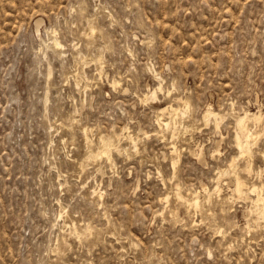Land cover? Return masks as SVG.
Listing matches in <instances>:
<instances>
[{
    "label": "rangeland",
    "instance_id": "obj_1",
    "mask_svg": "<svg viewBox=\"0 0 264 264\" xmlns=\"http://www.w3.org/2000/svg\"><path fill=\"white\" fill-rule=\"evenodd\" d=\"M258 106L264 0H0V264H264V219L220 172ZM252 153L235 170L261 184L264 135Z\"/></svg>",
    "mask_w": 264,
    "mask_h": 264
},
{
    "label": "bare ground",
    "instance_id": "obj_2",
    "mask_svg": "<svg viewBox=\"0 0 264 264\" xmlns=\"http://www.w3.org/2000/svg\"><path fill=\"white\" fill-rule=\"evenodd\" d=\"M39 18H42V17H39ZM36 23H40V20L37 19L35 21ZM37 26V25H36ZM39 27V26H38ZM92 30V29H91ZM51 45L54 47V49L56 50H60V48H62V43L61 41L56 38V37H53V42L51 43ZM154 75H155V72H154ZM155 76H158L157 73ZM158 78V77H157ZM159 79V78H158ZM160 81V80H159ZM115 83V82H113ZM157 86V85H156ZM163 87V86H162ZM161 88V83L157 86V87H153L152 91H150V93H146V99H149V98H155L156 97V94H157V91ZM166 89V88H165ZM151 90V89H150ZM167 92V91H166ZM145 95V94H144ZM176 99L178 100V103H176V105H174V103H169L168 105H166L165 107L163 108H159V113L161 115H163L165 112H168L169 114H171L172 116L173 115H179V114H182V116H184L185 112H187L190 108H191V103L189 101L188 98H184V97H176ZM175 99V100H176ZM234 109V108H233ZM259 109V106L258 108ZM261 109V108H260ZM255 110V112H251L249 110H245L243 114H236L234 115V120H235V134H234V142H235V145L236 147L238 148V154L236 156H233L232 159L229 161L228 165L223 168V170L220 169V172L222 171H225L226 173L227 172H230L231 170L235 171L234 173L236 174L235 176V179L233 177L234 180H232L231 183H228V184H233V192L234 194L237 195V197H243V198H250L251 200V204H253V208H249V209H245L247 211L246 215L247 216H250L251 213L255 212L257 215L259 216H262V219H264V196L262 194V189H264L263 185H264V181L263 183H252V184H248V182L242 178L241 176L238 175L237 173V170H235L236 168V163H237V160L241 157H249V160L247 163H245L244 167L241 168L242 170L246 171V172H253L254 171V168H253V161H251V157L253 156V147L254 145L256 144L258 138L261 136V135H264V112H262L261 110ZM158 112V111H157ZM168 115V114H166ZM227 114L225 112H222V111H219V110H216L214 109L211 105H209L205 110H204V113H203V119L206 123H208L209 121H212L213 124L219 128L220 126V123L223 122V119H226L225 116ZM171 117V116H170ZM168 118V117H167ZM178 118V117H177ZM181 118V117H179ZM164 119V118H163ZM169 119V118H168ZM171 119V118H170ZM169 119V120H170ZM176 118H174L173 121H175ZM157 120V123L158 124H162L167 127L171 126L170 125V121H162V116H158L157 119H155V121ZM180 121V120H179ZM171 123H174V122H171ZM176 123V122H175ZM174 123V124H175ZM177 124H181V123H178ZM189 125V124H188ZM186 125V126H188ZM184 126V125H183ZM174 129H173V133H172V136L175 135L176 133V125L173 126ZM180 127V126H179ZM189 127V126H188ZM162 128V127H161ZM170 128V127H169ZM172 129V128H171ZM178 129V128H177ZM185 129V128H184ZM82 132H84L85 130L82 128ZM168 130V129H167ZM170 130V129H169ZM188 130V129H187ZM179 131V130H178ZM186 131V129H185ZM115 132V131H114ZM86 133V132H85ZM87 134V133H86ZM118 134V133H117ZM129 134V133H128ZM132 134V133H131ZM171 134V133H170ZM223 134V133H222ZM115 135V134H114ZM177 135V134H176ZM84 136V135H83ZM101 136V135H100ZM125 136V135H124ZM131 136V135H130ZM129 136V137H130ZM176 137V136H175ZM89 138V136H88ZM102 138V137H101ZM108 138V137H107ZM116 138V137H115ZM126 138V137H125ZM136 138V137H135ZM135 138H132L135 140ZM84 139H86L84 137ZM103 139H106L105 137H103ZM119 139V138H118ZM131 139V140H132ZM174 139V138H173ZM101 140V139H100ZM99 140V141H100ZM126 140V139H125ZM133 140V142H134ZM172 140V138H171ZM170 140V141H171ZM98 141V142H99ZM104 141V140H103ZM118 141V140H117ZM137 141V140H136ZM174 141V140H173ZM218 141V140H217ZM107 142V141H106ZM128 142H129V139H128ZM100 143V142H99ZM115 143V141H114ZM120 143V142H119ZM135 143V142H134ZM172 143V142H170ZM175 143V142H174ZM172 144L170 145L171 147V151L172 152H175L177 151V146L175 144ZM217 143V142H216ZM219 145L221 143H218ZM100 145V144H99ZM122 145V144H121ZM134 145V144H133ZM136 145V144H135ZM105 147V146H104ZM108 147V146H107ZM169 147V148H170ZM218 147V146H217ZM87 148V147H86ZM92 148V146H91ZM106 148V147H105ZM117 148V147H116ZM97 150V148H95ZM109 149V148H107ZM111 149V148H110ZM124 149V148H123ZM99 152L102 151V148H101V151L100 149H98ZM106 150V149H105ZM104 150V151H105ZM116 150V149H115ZM119 150H122L121 148ZM118 150V151H119ZM87 151V150H86ZM107 151V150H106ZM89 152V151H88ZM96 152V151H95ZM117 152V151H116ZM94 153V152H93ZM106 155L109 154L108 152H104ZM97 154H98V151H97ZM103 154V153H102ZM111 154V153H110ZM96 155V153H95ZM93 155V156H95ZM87 156V155H86ZM101 156V154H100ZM109 156V155H107ZM106 156V157H107ZM198 156L202 158L203 156V153L202 151H199L198 152ZM264 156V155H263ZM90 157V156H89ZM102 157V156H101ZM97 158V157H96ZM109 158V157H108ZM90 161V160H89ZM109 161V160H108ZM177 161V160H176ZM81 163V162H80ZM203 163V162H202ZM173 164H175V160L173 161ZM260 166H258L259 168ZM84 168V167H83ZM256 170V169H255ZM262 169L259 168L257 171L258 173L261 172ZM219 171V170H218ZM256 171V173H257ZM224 173V172H223ZM232 173V172H231ZM230 174V173H229ZM254 174V173H253ZM252 174V175H253ZM260 174V173H259ZM225 175V174H224ZM256 176V175H255ZM258 176V174H257ZM258 178V177H257ZM231 180V179H230ZM230 180L228 182H230ZM253 182V181H252ZM260 182V181H259ZM219 184V183H218ZM230 185H228L229 187ZM204 188L206 189V192L208 194V196H210L211 192H210V188L207 187V186H204ZM218 186H215V188L213 189H217ZM230 188V187H229ZM180 190V188H179ZM232 190V189H231ZM94 191V190H93ZM98 191V189H97ZM95 192V191H94ZM198 191H195L193 190V192H191V196L190 197H187L185 198V203L187 204V206H194V207H197L199 204H200V200H199V193L197 194ZM217 192V191H216ZM96 193V192H95ZM176 193V192H175ZM232 193V192H231ZM206 194V195H207ZM250 194H253L254 196L251 197ZM179 196V199L180 197L184 198V194L182 195L181 192L177 191V194ZM207 197V196H206ZM230 197V196H229ZM232 197V196H231ZM230 197V198H231ZM166 198H168V195L166 196ZM227 198V197H226ZM209 199V198H208ZM229 199V198H228ZM184 200V199H183ZM185 204V205H186ZM250 205V204H249ZM251 206V205H250ZM249 206V207H250ZM245 214V213H244ZM254 214V213H253ZM257 219V218H256ZM260 218V220H262ZM252 220H255V219H252ZM257 222V221H256ZM258 223V222H257ZM72 224H74L72 222ZM255 224V222H254ZM252 224V225H254ZM248 227H251L250 224L248 223L247 224ZM74 226V225H73ZM89 228V227H88ZM75 232V231H74Z\"/></svg>",
    "mask_w": 264,
    "mask_h": 264
}]
</instances>
